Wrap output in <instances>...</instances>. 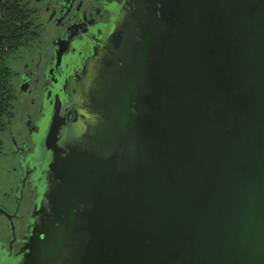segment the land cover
Masks as SVG:
<instances>
[{"label":"water","instance_id":"water-1","mask_svg":"<svg viewBox=\"0 0 264 264\" xmlns=\"http://www.w3.org/2000/svg\"><path fill=\"white\" fill-rule=\"evenodd\" d=\"M126 13L54 117L17 264H264V0Z\"/></svg>","mask_w":264,"mask_h":264},{"label":"flooded vegetation","instance_id":"flooded-vegetation-1","mask_svg":"<svg viewBox=\"0 0 264 264\" xmlns=\"http://www.w3.org/2000/svg\"><path fill=\"white\" fill-rule=\"evenodd\" d=\"M134 4L0 0V264H17L33 233L59 106L81 93L87 61L105 51Z\"/></svg>","mask_w":264,"mask_h":264}]
</instances>
